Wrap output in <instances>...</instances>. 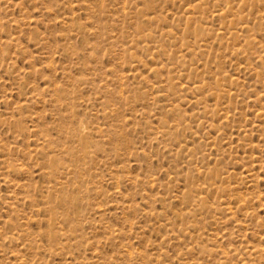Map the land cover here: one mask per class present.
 <instances>
[{"label":"rangeland","instance_id":"rangeland-1","mask_svg":"<svg viewBox=\"0 0 264 264\" xmlns=\"http://www.w3.org/2000/svg\"><path fill=\"white\" fill-rule=\"evenodd\" d=\"M0 264H264V0H0Z\"/></svg>","mask_w":264,"mask_h":264}]
</instances>
